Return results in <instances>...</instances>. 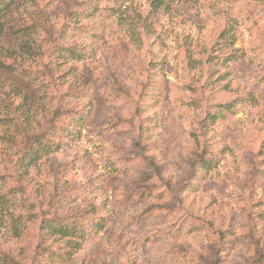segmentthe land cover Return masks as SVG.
Segmentation results:
<instances>
[{
  "label": "rangeland",
  "instance_id": "rangeland-1",
  "mask_svg": "<svg viewBox=\"0 0 264 264\" xmlns=\"http://www.w3.org/2000/svg\"><path fill=\"white\" fill-rule=\"evenodd\" d=\"M152 1L6 12L0 264H264V0Z\"/></svg>",
  "mask_w": 264,
  "mask_h": 264
},
{
  "label": "trees",
  "instance_id": "trees-1",
  "mask_svg": "<svg viewBox=\"0 0 264 264\" xmlns=\"http://www.w3.org/2000/svg\"><path fill=\"white\" fill-rule=\"evenodd\" d=\"M14 0H0V38L5 34L6 31V23H5V14L6 12L10 9V7L12 6ZM164 0H153L152 4L153 7L159 8L161 5L164 4ZM29 44V43H28ZM27 48L33 49V44L28 45ZM3 64V61H0V66ZM23 115V113H22ZM26 119H23V121L20 123V125L22 126H27L30 123V120H28V117H25ZM19 124V123H18ZM9 140V138H8ZM32 157H38L37 151H33L32 153ZM102 221V220H100ZM43 230H45L44 232L48 235H55V233L60 234L63 237H67L69 240V245L73 248V249H78V247H80V244L77 241H74L72 243L71 240H73L74 236L77 233V229L76 227L72 226V225H60L59 227H57V229L54 228V231H52V225L47 224L42 226ZM46 228V229H45ZM78 234H81V231L78 232ZM72 244V245H71ZM33 257V256H32ZM38 262V261H36Z\"/></svg>",
  "mask_w": 264,
  "mask_h": 264
}]
</instances>
